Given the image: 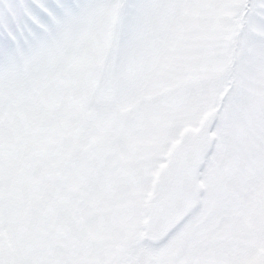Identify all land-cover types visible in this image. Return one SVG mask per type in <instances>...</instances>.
<instances>
[{"label":"snow or ice","instance_id":"1","mask_svg":"<svg viewBox=\"0 0 264 264\" xmlns=\"http://www.w3.org/2000/svg\"><path fill=\"white\" fill-rule=\"evenodd\" d=\"M0 264H264V0H0Z\"/></svg>","mask_w":264,"mask_h":264}]
</instances>
